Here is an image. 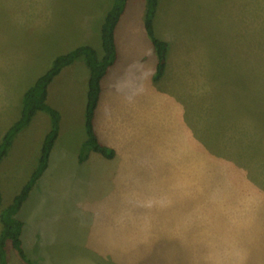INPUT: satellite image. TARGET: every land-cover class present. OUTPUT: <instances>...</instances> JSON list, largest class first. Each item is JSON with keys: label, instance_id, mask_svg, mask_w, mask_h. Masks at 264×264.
<instances>
[{"label": "rangeland", "instance_id": "1", "mask_svg": "<svg viewBox=\"0 0 264 264\" xmlns=\"http://www.w3.org/2000/svg\"><path fill=\"white\" fill-rule=\"evenodd\" d=\"M113 1L0 0V142L54 57L78 45L101 54L99 28ZM144 1L126 2L134 20L122 46L147 55L152 70L140 32ZM158 7L157 34L206 48L205 127L191 118L194 107L187 116L148 71L122 62L98 100L105 95L111 108L95 110L96 127L111 116L99 139L114 147L115 160L92 152L79 163L89 70L78 59L50 85L58 136L16 215L33 264H264V0H158ZM87 13L97 15L91 21ZM51 125L38 111L12 140L0 161L1 207L36 168ZM6 248L7 264H24Z\"/></svg>", "mask_w": 264, "mask_h": 264}, {"label": "trees", "instance_id": "2", "mask_svg": "<svg viewBox=\"0 0 264 264\" xmlns=\"http://www.w3.org/2000/svg\"><path fill=\"white\" fill-rule=\"evenodd\" d=\"M127 1L128 0H114L111 7L103 16L99 28L102 55L99 56L95 48L90 45H80L66 53L54 57L50 67L40 75L32 86H30L24 93L20 117L3 135L0 142V161L7 154L12 140L30 123L36 112L43 111L50 116L52 123L51 129L44 137L36 168L31 172L21 190L13 196L11 202L5 207H1L2 198L0 193V264H7V243H9V246H11L24 264H33L32 260L28 258L22 245L21 231L23 222L18 219L16 215L20 211L24 201L27 199L31 189L47 169L49 157L58 136L59 114L46 103L48 85L65 66L70 65L78 59H82L89 69L85 112L86 140L81 146L78 160L79 162H84L92 152L100 154L108 159H111L115 154L113 148L103 144L99 140L94 129V116L101 92L102 79L106 75L109 67L114 63L117 56L114 30L122 12L124 11ZM146 1L147 12L145 16V28L152 40L153 47L157 54L158 60L155 78H158L162 75L165 67L168 43L164 40L158 39L154 35L153 19L158 0Z\"/></svg>", "mask_w": 264, "mask_h": 264}, {"label": "crops", "instance_id": "3", "mask_svg": "<svg viewBox=\"0 0 264 264\" xmlns=\"http://www.w3.org/2000/svg\"><path fill=\"white\" fill-rule=\"evenodd\" d=\"M146 1L142 3L141 7V14L143 15L140 16V32L142 31V36H145L146 38L149 39L150 47L149 51L147 50V54H150V56L154 58L155 64L154 66L152 65V70L151 66L148 68V65H146V61L144 58H148V56H143L137 58L135 57L134 54H132L129 51H123V49H126L128 46L123 47V43L125 42L124 35L127 31L128 28L133 27V17H131L130 13V6L129 4L124 8V11L122 12L115 30H114V38H115V44H116V52L117 56L114 61V63L109 67L106 75L103 77L102 82H101V92L103 91L104 86H106L105 82L108 80V76L110 73L115 70L122 62L127 68L128 71L135 69V67H140L144 69L145 72L148 71L149 75H151V82L153 85L158 86L162 88V92L165 95V97L170 100L169 104H174L175 102L176 106L180 104L182 107V112L186 113L188 116V109L189 107H194L191 118H196V125L200 127L202 130L205 127V112H204V97L203 94L200 93L202 90V86L204 83V67H205V47L202 45L200 46L198 40H194L190 43H187L184 41V37L180 40L179 46H176L175 44H171L170 38L162 33L161 31H158V34L156 32V20L157 15H158V3L156 7V12L154 15L153 19V25H154V35L161 40H164L168 43V49L166 52V57H165V67L163 70V73L160 77L155 78L156 72H157V54L156 51L153 47L152 40L150 36L148 35L146 28H145V16H146ZM145 13V14H144ZM97 14L94 13H87L85 14L86 18L89 20H93V18ZM166 20V18H165ZM90 24V23H89ZM88 24V25H89ZM131 24V26H130ZM91 31V30H90ZM134 35L135 31L132 32L130 36H127V40L129 43L134 42ZM197 42V44H196ZM80 46V45H78ZM77 46L70 48V50L76 48ZM131 47V45L129 46ZM68 50V51H70ZM102 55V50L101 54ZM145 55V54H144ZM123 56V58H122ZM80 61H75L71 63L70 65L65 66L58 75H56L53 80L50 82L48 85V90H47V97H46V102L49 97V88L52 82L59 78L61 74H63L66 70H69V68L74 69L77 64H79ZM82 62V61H81ZM80 62V63H81ZM49 64V62H48ZM47 64V65H48ZM85 67V64H83ZM47 67V66H46ZM88 68V67H87ZM76 69V68H75ZM89 70V69H88ZM133 73V71H131ZM87 73V72H86ZM151 73V74H150ZM127 74H130L128 72ZM128 77V75H126ZM129 101V100H128ZM130 102L135 103V100H131ZM168 103V102H166ZM165 103V104H166ZM111 103L106 99V96L100 98V104L97 105V110H99V107L101 110H109ZM35 116V115H34ZM111 117V116H110ZM109 116H102L98 120V124L96 127V118L94 116V129L96 131V134L99 138L100 136H103V133L105 130L107 131L108 129L106 128L107 121H109ZM200 131V130H199ZM46 135V134H45ZM44 135V137H45ZM104 137V136H103ZM86 140V134L84 136L83 142ZM100 140V139H99ZM107 143V142H106ZM105 144V143H104ZM107 145V144H105ZM111 144L108 142L109 147L113 148V146H110ZM54 147V146H53ZM41 148V147H40ZM115 150V149H114ZM41 151V149H40ZM6 156V155H5ZM40 156V154H39ZM92 157V156H91ZM78 158V157H77ZM33 161H36V155ZM39 160V158H38ZM78 160V159H77ZM112 160H115V157L112 158ZM87 161V160H85ZM79 162V161H78ZM81 163V162H79ZM83 163V162H82ZM38 164V163H37ZM1 193V191H0ZM2 198V197H1ZM2 204V201H1ZM1 229V225H0Z\"/></svg>", "mask_w": 264, "mask_h": 264}]
</instances>
